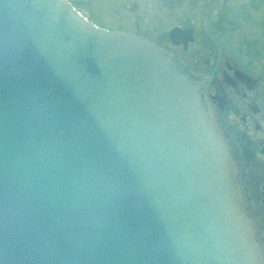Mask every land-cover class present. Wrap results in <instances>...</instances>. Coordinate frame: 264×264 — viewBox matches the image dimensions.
<instances>
[{
  "label": "water",
  "instance_id": "95a60500",
  "mask_svg": "<svg viewBox=\"0 0 264 264\" xmlns=\"http://www.w3.org/2000/svg\"><path fill=\"white\" fill-rule=\"evenodd\" d=\"M208 79L67 0H0V264H264Z\"/></svg>",
  "mask_w": 264,
  "mask_h": 264
},
{
  "label": "flooded vegetation",
  "instance_id": "af4514ba",
  "mask_svg": "<svg viewBox=\"0 0 264 264\" xmlns=\"http://www.w3.org/2000/svg\"><path fill=\"white\" fill-rule=\"evenodd\" d=\"M154 1L119 0L132 15L114 27L147 34L209 78L207 94L264 246V0H180L179 21L167 23L159 15L148 20ZM175 24L183 30L179 43L168 37Z\"/></svg>",
  "mask_w": 264,
  "mask_h": 264
},
{
  "label": "rangeland",
  "instance_id": "374dc122",
  "mask_svg": "<svg viewBox=\"0 0 264 264\" xmlns=\"http://www.w3.org/2000/svg\"><path fill=\"white\" fill-rule=\"evenodd\" d=\"M140 1L137 0L138 3H140ZM168 1L171 4V7L167 6L165 8L159 5L158 0H155L152 3V6L148 9V20H153L154 22L156 21L155 16L159 15L162 17L163 20H165L166 23L168 22V20H173L174 22L179 21L181 7L178 1L180 0ZM73 2L76 7L82 10V13H84L90 20L98 24L108 22H111L114 25L127 24L128 22L125 16L129 15L130 17V14L132 15V11L129 12V10L126 9L119 2V0H73ZM133 11H136L141 15L146 14V12H142L139 7L134 9ZM148 24L150 23L148 22ZM149 33H152L153 35L154 32Z\"/></svg>",
  "mask_w": 264,
  "mask_h": 264
}]
</instances>
